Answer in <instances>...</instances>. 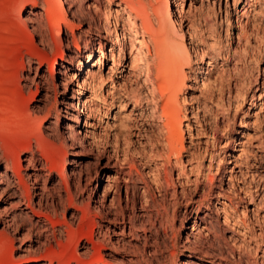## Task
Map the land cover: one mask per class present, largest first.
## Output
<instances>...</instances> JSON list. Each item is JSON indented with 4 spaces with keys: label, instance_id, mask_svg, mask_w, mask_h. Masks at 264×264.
Segmentation results:
<instances>
[{
    "label": "rangeland",
    "instance_id": "obj_1",
    "mask_svg": "<svg viewBox=\"0 0 264 264\" xmlns=\"http://www.w3.org/2000/svg\"><path fill=\"white\" fill-rule=\"evenodd\" d=\"M44 1L0 0V151L14 163L22 157L23 172L33 175V170H25L28 165L25 160L31 156L28 153L31 147L36 156L43 159L42 151L36 149L38 131L42 128L49 145L45 152L57 153L62 162V167L58 166V172L51 177L45 171L38 172L40 184L35 185L34 179L29 180L30 187L25 196L38 202L37 195L42 193L43 185L49 189L56 187L59 173H62L69 175L74 191L78 188L75 202L81 207L89 204L92 209H97L104 187L108 183L118 184L123 211L116 222L112 217L106 221L98 220L101 235L107 233L106 240L109 241L102 253L107 259L116 257L117 262L110 264H119L123 259L146 264L144 262L153 256V250L157 251L154 264H264V94L258 98L264 82V0H250V6L245 7L247 10L242 9L246 0L236 3L235 0H215L220 2L221 13L210 12L206 27L205 16L197 17L198 30H202L203 39H206L204 46L214 44L222 52L230 49L233 54L223 66L228 70L229 78L232 77L233 93L224 98L220 107L216 106L206 99L200 80L198 83L192 81L197 66L192 63L191 68H184L188 74L186 88L178 98L185 110L182 125L185 152L177 164L175 159L172 164L167 162L169 151L156 114H153L156 102L160 105L165 102L166 95H162L159 85L176 77V73L167 72L163 76L158 72V63L167 60L169 55H153L148 62L137 57L133 67L129 68V41H125L123 59L112 33L106 32L108 27L123 32L125 38L131 36L126 22L130 10H126L128 7L121 0H66L64 7L76 25V38L70 29H66L65 42L61 46L54 39L50 17L40 5ZM151 1L159 5V0H135L146 4ZM119 3L121 7L117 5ZM207 3L204 4L205 13ZM200 6L199 2L197 7ZM80 7L89 15L82 17L77 13L72 17ZM226 9L231 22L229 27ZM35 13H42V17ZM186 38L189 41V37ZM101 41L105 53L103 63L101 67H91L100 54ZM111 48L113 57L110 56ZM88 51H94L90 60L86 57ZM208 60L203 56L200 66L205 67ZM222 63L224 60L220 58L218 65ZM218 67L212 72L213 79L222 70ZM87 69L97 72L96 84L86 87L81 96L92 103L94 111L89 118L80 107H75L80 99L78 83L82 82ZM52 71H55L53 76ZM148 78L157 84L156 95L151 94ZM234 80L237 87H234ZM240 90H248L243 103L236 95ZM254 93L257 97L252 100ZM78 119L87 138L82 144L73 146L66 131H79ZM90 141L104 153L96 155L98 148L91 153L87 148ZM115 147L120 148L118 153L114 151ZM130 169H133V178L125 182V173ZM115 171L121 174H115ZM167 172L172 175L181 198L177 217L172 220L167 233L156 217L152 221L146 220L147 230L138 228L136 236H131L130 217L140 207L137 187L145 182L151 185L153 196L161 202L164 193L159 192L155 181L164 183ZM126 185L130 187L128 192ZM62 186L65 188V184ZM171 193L172 190L168 194L169 200ZM185 195L187 199H183ZM205 195L208 196L203 198ZM62 196L66 197L65 192ZM189 198L193 199L192 203ZM199 203L201 211L196 215ZM9 208V204H0V212H8ZM148 209L155 212L152 200ZM71 213L70 208L64 209L58 217L63 221L64 214L69 219ZM206 213L208 216L203 220ZM19 214L17 211L16 215ZM0 217V231L4 232V216ZM83 224L81 234L84 236L89 237L93 230L99 232L93 223L85 221ZM30 228L27 220L20 231L6 230L10 242L0 246V264H17L21 256L32 255L41 247L45 237H39V231L31 232ZM122 231H125L124 235ZM78 242L75 240L70 245V253L77 248L79 253L84 251ZM196 242L206 249L212 247L216 258L198 254L192 259L191 249ZM51 246L60 250L56 241H52ZM173 253H176L175 257Z\"/></svg>",
    "mask_w": 264,
    "mask_h": 264
},
{
    "label": "bare ground",
    "instance_id": "obj_2",
    "mask_svg": "<svg viewBox=\"0 0 264 264\" xmlns=\"http://www.w3.org/2000/svg\"><path fill=\"white\" fill-rule=\"evenodd\" d=\"M249 1L250 0H246L244 2L242 9H244L246 6H250ZM65 2L66 0H45L40 4L46 15L50 17L49 22L55 31L54 39L58 44H61V46L65 42L64 37L66 29H70L72 31L73 38H76V25L70 19L69 14L65 10ZM121 2L126 5V8L128 7L126 10H130V13L127 12V21H125L128 22L129 32L131 36L125 38L122 31V33H118L116 29L110 30L108 27V29L106 28V32L112 33V39L113 41H115L114 44L118 46L120 57H123V59H125L122 51H124L125 48V41H129V47L127 48V50L129 54L128 60L130 61V69L137 61V57H140L141 60L148 62L150 56L154 55L156 57H161V55L165 53L166 55H169V58L158 63L159 74L164 76L167 72L176 73V77L174 80H165L164 82H162V84L159 85V90L162 92V95H166L165 102L162 105L156 102V104L154 105V112H152L154 115L156 114L155 118H157L160 133L165 138L164 144L169 151V159L167 162L168 164H172V159H175V164H177L179 163L182 154L185 152V132L182 128L183 119H185V110L178 98L179 93H182L184 88H186L185 86L188 74L184 71V68H191L192 63L197 66L196 76L192 81L193 83H198L197 80H200L199 82L202 83L201 87L204 89L203 93L206 96V99L213 101L216 106H219L226 96L229 98L233 93V81L231 79L232 77L229 78V76L227 75L228 70H225L223 68V66L228 62L229 57L233 55L231 54V50L227 49L226 51L222 52V50L217 49L214 44L213 46L205 47L204 40L206 39H203L202 30L199 31L197 27V17L201 15L205 16L206 27L207 24H209L207 17L210 16V12L215 13L214 11L217 10V13H221L220 2H215V0L213 1V3H210V0H159L158 6L152 1L149 4L143 2H135V0H121ZM199 2L201 3V6L197 7V4ZM205 2H208L207 5H205L207 9L206 13L204 11ZM236 2L237 0H235V3ZM117 5L121 7L120 3ZM186 5H189L187 10H185ZM245 9L247 10V8ZM77 13L81 14L82 17H87V15H89L88 13H85L82 7L78 8L76 12H73L72 17L76 16ZM35 16L42 17V13H35ZM236 17L237 24L239 22V19L238 16ZM226 20L228 22L227 26L229 27V23L231 22L227 18V9ZM32 21L35 22V19ZM122 27L124 28V26ZM33 29L36 30L34 27ZM187 36L189 37V41L186 40ZM226 36H228L227 33ZM147 38L149 40H147ZM151 42L154 43L153 46L151 45ZM215 45L217 46V44ZM76 49L81 51L80 47H76ZM109 51L110 56L113 57V48H111ZM99 52L100 54L97 57L96 62L93 63L91 67H101L103 63L102 58L105 57L103 41L100 42ZM93 53L94 51L87 52L86 57L88 60L91 59ZM203 56L209 59L205 64V67L200 66ZM220 58L224 60V63L218 65V60ZM80 63L81 62L79 61L78 68L80 66ZM217 66H219L218 68L222 70L213 79L212 72H214ZM256 69L259 75V67ZM54 72L55 71H52V76ZM96 73L97 72H93V70L91 69H87L86 75L83 76L82 82L78 83V92L80 95V99L79 104H77V106L75 107L78 109L81 108V112L87 113V118L92 115L94 109L91 107V101H89L88 99H83V97L81 96L84 94V90L86 89V87L90 86L91 84H96ZM148 76H150V74ZM211 77L213 80L210 79ZM44 78L46 80L48 79V77L46 76H44ZM256 78H254V83L257 84ZM149 80L151 81V94L156 95L154 93V88L157 84L154 80L148 78L147 81ZM248 83L250 85L252 82L249 81ZM262 85L263 89L261 90V94H259L258 96L259 99L262 97V94H264V82ZM234 87H237L235 80ZM246 91L248 90H240L237 92L236 95L237 98L241 101L240 103H243V101L245 100V97L247 95ZM168 92L171 94L168 95ZM256 97L254 93L252 96V100H255ZM77 124L79 131H76V129H68L66 131L68 140L73 146L82 144V141L86 140L87 138V132H82L80 119H78ZM188 128H190L189 125ZM33 131H35V129ZM37 140L38 142L36 149L42 151L41 153L43 159L38 158L36 156L34 147H31L28 150V153L31 156H28L25 160L28 162L27 168L25 170H33V175H30V173L25 174L23 172L22 157H19L17 159L18 163H14L13 160H9L7 157L3 156L0 151V204H9L10 206L8 212H0V215L4 216L3 219L5 224V231H0V246L10 242V238H8L6 235L7 229L12 228L14 229V231H20L24 229L27 220H29L31 224L30 231H39V237L44 236L45 241L43 243H40L41 247H39L37 251L33 252L32 255L31 253H28L30 255L21 256V259L17 264H110L111 262H117L115 261V256L107 259L106 256L102 253L103 250H106V245L109 244V241L106 240L107 233L101 235V227L100 224H98V220L106 221L109 219V217H112L116 222V218L119 216L121 210L123 211L121 201L122 198L120 196V186L118 184L108 183L104 187L103 195L98 201L99 207H97V209H92L89 204H84V207H81L75 202V195L78 192V188L76 187V190L74 191V188L70 183L69 175H64L62 173H59L60 180L57 183L56 187L49 189L46 185H43L41 189L42 193L37 195V198H39L38 202L26 197V191H28L30 187L28 185L29 180L34 179L35 185L40 184L41 177L38 172L45 171L46 174L51 177L53 176L54 172H58V166L62 167V162L58 160V157L56 155L57 153H46V149L48 148V140L45 138L42 128L38 131ZM87 148H89V151L93 153V151H95L94 149H97L98 147H96L93 141H90ZM119 149L120 148L115 147L114 151L118 153ZM96 151V155L98 156H100L101 153H104L103 151L99 150V148ZM10 174H12V176H10ZM115 174L120 175L121 172L115 171ZM133 174V169H130L128 173H125V177L127 176L128 178L124 177L123 180L125 182H128L133 178ZM63 184H65V188H63L62 186ZM155 184L157 185V189H159V192L164 193L162 194L161 202L157 201L153 196V189L151 185L146 184L145 182V184H142L143 186L137 187L140 192V207L137 208V212L134 211L133 216L130 217L129 234L131 236H136L138 228L142 229L144 227V229L147 230L145 225L146 220L152 221L156 217L160 219V225L162 229H164V232H166L168 231L167 229L170 227V225H172V220L177 217V207L181 203V198L179 197L178 191L174 187L175 185L172 181V175L167 172L165 182L162 183L161 181H155ZM125 189L126 192H128L130 190V187L126 185ZM170 190H172V199H170L171 201L168 199ZM62 192H65L66 197L62 196ZM207 196L208 195H205L203 198H206ZM126 197L128 198V196ZM187 198V195L183 196V199ZM189 199L192 203L193 199ZM14 200H17L16 203H14ZM151 200L155 205V212L149 211L148 209L149 202ZM198 205V209L195 211L196 215H198V213L201 211V204L199 203ZM68 208L73 210V213H71L69 219H67V215L64 214V220H60L58 217L60 211L64 209L68 210ZM12 211L14 213H10ZM17 211L20 212L19 215H16ZM9 213L10 215H8ZM207 216L208 215L206 213L203 217V220H205ZM20 219L21 222H19ZM195 219H197L196 216ZM75 220H78L77 224L74 223ZM85 221L86 223H93V225L98 229L99 232L97 233L96 230H93L89 237L84 236L83 233L81 234V232H83L81 231L83 227L82 225H84L83 223ZM152 227H154V224L149 229L150 232ZM124 234L125 231H122V235ZM75 240L79 241L78 243L84 250L82 253L78 252V248L72 253L69 252V247ZM52 241H56L59 244V251L55 250L54 247L51 246ZM30 248H32V246H30ZM42 250H45V253H42ZM213 250L214 249L212 247L206 249L199 245L198 242H196L192 245V255L190 257L194 259V256H197L199 254L204 257L216 258V254ZM156 254L157 251L153 250V256L150 259L145 260L144 263H156ZM172 255L173 257H175L176 253H173ZM26 256L32 257L26 260ZM126 263L141 264L140 261H135L133 259H123L121 262H119V264ZM227 264L238 263L227 262Z\"/></svg>",
    "mask_w": 264,
    "mask_h": 264
}]
</instances>
